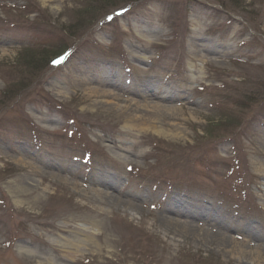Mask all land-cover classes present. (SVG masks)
Segmentation results:
<instances>
[{"label": "rangeland", "instance_id": "obj_1", "mask_svg": "<svg viewBox=\"0 0 264 264\" xmlns=\"http://www.w3.org/2000/svg\"><path fill=\"white\" fill-rule=\"evenodd\" d=\"M263 168L264 0H0V264H264Z\"/></svg>", "mask_w": 264, "mask_h": 264}, {"label": "bare ground", "instance_id": "obj_2", "mask_svg": "<svg viewBox=\"0 0 264 264\" xmlns=\"http://www.w3.org/2000/svg\"><path fill=\"white\" fill-rule=\"evenodd\" d=\"M91 92L96 97H108L107 96L108 93L106 91H103V90H100V89H91ZM117 96H119V95H117ZM152 107H154V108H152L153 110L151 111V115L150 116H151V118L154 117V119H156V121L154 120V122L153 121L151 122V118H149V117L148 118L141 117V119H143V120L140 122V124H141L140 128L143 129L142 127H148L150 129L152 128L153 131L155 133H157V134H165L166 133V131H165L166 129L164 127L165 126L164 120L167 118V116H171V114L167 115V113H166L167 112L166 110H168V107L167 106H163V105L156 106V104L154 106H152ZM148 108H151V106H149ZM136 109H139V107L136 106ZM175 131L176 132L178 131L175 135H180L181 134V131L178 128H176ZM263 171H264V168H263ZM165 212L168 213V214H173L174 216H180L178 214V212H175V211H172V210H167L166 209ZM165 218L166 219H168V218L170 219V217H167L166 215H165ZM63 232H64V230H62V233ZM104 236H105L104 234H100V236H97V237H101L105 241L106 238ZM108 240H112V239H108ZM63 241H66V240L63 239ZM80 243H82L81 240H77V241L69 240V241L63 242L64 247L65 246H69V247H71V248H73L75 250H76L75 247H77V246L79 247ZM81 245H83V244H81ZM56 251H57V253H56L57 260L60 261V262L68 261V262H71V263L75 264V262L77 261V259L75 257H72L71 255H69L67 257L61 251L60 248H59V250L57 249ZM98 251H100V252H98V254H101V252H103L104 249L103 248H99ZM110 252L113 253L114 250H111ZM37 258L39 260L38 264H52L50 262V260H48L46 258L45 259H41L40 257H37Z\"/></svg>", "mask_w": 264, "mask_h": 264}]
</instances>
